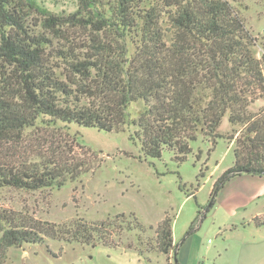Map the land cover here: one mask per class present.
Returning a JSON list of instances; mask_svg holds the SVG:
<instances>
[{
  "label": "trees",
  "instance_id": "obj_1",
  "mask_svg": "<svg viewBox=\"0 0 264 264\" xmlns=\"http://www.w3.org/2000/svg\"><path fill=\"white\" fill-rule=\"evenodd\" d=\"M75 1L60 14L36 0H0V256L49 239L116 247L126 232L154 229L146 248L156 251L155 241L181 264L169 216L156 228L134 214L56 223L6 206L5 195L60 189L96 167L72 123L128 129L145 156L168 148L180 161L200 135L226 138L235 161L214 197L239 174L264 176V106L250 110L264 100L258 39L228 0ZM28 8L38 22H28Z\"/></svg>",
  "mask_w": 264,
  "mask_h": 264
},
{
  "label": "rangeland",
  "instance_id": "obj_2",
  "mask_svg": "<svg viewBox=\"0 0 264 264\" xmlns=\"http://www.w3.org/2000/svg\"><path fill=\"white\" fill-rule=\"evenodd\" d=\"M36 1L54 13L68 14L77 9L75 0ZM228 1L257 37V55L262 58L264 0ZM28 12V22L40 20L41 16L33 8H28ZM263 106L264 100L259 99L250 106V110L258 111ZM220 129L227 135L233 131L227 116ZM71 132L79 136L86 148L98 154L96 167L83 174L81 180L68 182L60 189L10 190L5 195L6 206L29 211L39 219L56 223L78 217L99 221L118 214H134L145 226L153 225L156 228L160 221L169 216L173 222L174 240L179 246L176 257L184 260L182 264L209 263L207 247L220 242L226 234H217L216 226L219 223L223 228L226 223L229 226L232 223L243 226L256 213L261 212L264 216V196L245 198L244 206L233 208L235 216L234 213L230 214L227 202L216 209V197L211 194L213 186L235 161L234 144L226 138H218L213 143V140L200 135L191 142L192 151L180 161L168 148L163 150L161 157L145 156L140 144L130 138L128 129L106 131L72 123ZM75 152L80 154L82 149L76 148ZM234 186L233 183L228 185L225 191V187H222L220 198L230 200L237 196L238 189H234ZM257 219L252 220V226L264 220L263 217ZM262 229L256 235L258 240L253 248V264H260L255 261L260 258L255 249L258 254L260 249L264 253ZM154 236V229L126 232L119 243L121 245L116 247L103 244L92 247L49 239L46 244L10 247L5 255L0 256V264H175L174 257L170 256L169 259L167 254L156 252L155 241L153 245L156 251L146 248L147 242Z\"/></svg>",
  "mask_w": 264,
  "mask_h": 264
},
{
  "label": "crops",
  "instance_id": "obj_3",
  "mask_svg": "<svg viewBox=\"0 0 264 264\" xmlns=\"http://www.w3.org/2000/svg\"><path fill=\"white\" fill-rule=\"evenodd\" d=\"M251 175L253 178H243ZM232 183L235 185L234 189H238L237 196L230 200L220 198V192L225 185L228 186ZM226 187L224 191L226 190ZM223 188L219 191V198L216 196L214 199V201H217V204H215L216 209L225 205V202H227L228 204L226 205L230 208V214L234 213L233 215L235 216L233 208L244 206L246 204V201L244 200L245 198H261L264 196V176L250 173L239 174L233 177L231 182L224 184ZM239 193L240 195H238ZM206 212L208 211L206 210ZM216 212L217 210L214 211V213ZM204 216H206V213ZM215 217L216 214L212 218L213 225L215 224ZM257 217L264 218L263 214L259 212L256 213L254 217L250 218V220L248 219L247 222L245 221L243 226L234 223L229 226V224L226 223L223 228L222 223H219V225L216 226L218 227L217 234H226H224L225 237L220 242L207 247L206 258L209 260V263L207 264H253V248L256 244L255 241L258 240L256 235H258L259 231H262V228H264V220L259 221L252 226V220H258ZM209 241L212 242L211 239ZM174 244H176L175 240ZM255 253L260 256V258L255 261L264 264V253H262L261 249L259 254L257 253V249H255ZM179 260L180 262H184L183 259L179 258Z\"/></svg>",
  "mask_w": 264,
  "mask_h": 264
},
{
  "label": "water",
  "instance_id": "obj_4",
  "mask_svg": "<svg viewBox=\"0 0 264 264\" xmlns=\"http://www.w3.org/2000/svg\"><path fill=\"white\" fill-rule=\"evenodd\" d=\"M179 250V246H176V250H175V257L177 256V252ZM176 260H177V257H176Z\"/></svg>",
  "mask_w": 264,
  "mask_h": 264
}]
</instances>
